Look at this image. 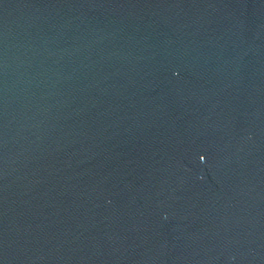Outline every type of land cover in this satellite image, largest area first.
<instances>
[{
    "label": "water",
    "instance_id": "obj_1",
    "mask_svg": "<svg viewBox=\"0 0 264 264\" xmlns=\"http://www.w3.org/2000/svg\"><path fill=\"white\" fill-rule=\"evenodd\" d=\"M0 264H264V0H0Z\"/></svg>",
    "mask_w": 264,
    "mask_h": 264
}]
</instances>
